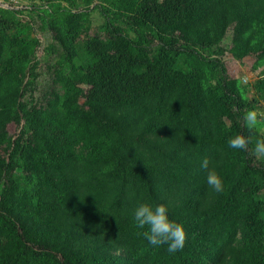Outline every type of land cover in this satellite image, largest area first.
Wrapping results in <instances>:
<instances>
[{
  "label": "trees",
  "instance_id": "1",
  "mask_svg": "<svg viewBox=\"0 0 264 264\" xmlns=\"http://www.w3.org/2000/svg\"><path fill=\"white\" fill-rule=\"evenodd\" d=\"M16 6L0 5V264H264V75L248 96L224 62L264 66V0ZM143 201L182 224V250L148 244Z\"/></svg>",
  "mask_w": 264,
  "mask_h": 264
},
{
  "label": "clouds",
  "instance_id": "2",
  "mask_svg": "<svg viewBox=\"0 0 264 264\" xmlns=\"http://www.w3.org/2000/svg\"><path fill=\"white\" fill-rule=\"evenodd\" d=\"M255 114L249 113L246 117L249 123L255 122ZM228 147L232 149H244L248 140L243 136H234L227 141ZM255 153L264 156V141H257ZM208 157L200 162L201 169L206 170V184L215 192L223 191V180L221 176L209 167ZM132 219L140 229H145L142 235L148 244L154 247L167 245V252L174 254L183 249L185 245V231L182 224L169 217L168 208L165 204H155L150 201L137 203L132 210Z\"/></svg>",
  "mask_w": 264,
  "mask_h": 264
},
{
  "label": "rangeland",
  "instance_id": "3",
  "mask_svg": "<svg viewBox=\"0 0 264 264\" xmlns=\"http://www.w3.org/2000/svg\"><path fill=\"white\" fill-rule=\"evenodd\" d=\"M4 1H5L4 3L6 4L12 3L13 6L19 5L20 7L22 6L25 7V5L27 6L32 3L41 2V0H4ZM19 6H16V7H19ZM23 13L27 16L29 15L28 10L26 8L23 9ZM32 14L31 15L34 16V19H36L37 16L35 15V11ZM90 15H91L93 25H98L102 22V17L97 9H93ZM36 34L39 36L41 40L42 47L45 46L50 39L49 34L45 31H40V30L37 31ZM47 57H48V53L44 51L43 48L41 49V47H39V51H37V58L41 62H44ZM254 61H255V57L252 55H247L241 60L233 59L232 57L228 55L224 58L225 65L230 75L239 77L242 80V83H245V85H247V95L248 96H252L254 94L251 84L258 77H262V75H264L261 73V70L264 66L260 65L257 69L252 68ZM254 113L257 114L258 119H264V100L260 101ZM8 130L12 134L18 131L15 124L13 123H10L8 125ZM261 130H262V133H264V125L261 126ZM259 157H261L262 159L264 158V156H259Z\"/></svg>",
  "mask_w": 264,
  "mask_h": 264
},
{
  "label": "water",
  "instance_id": "4",
  "mask_svg": "<svg viewBox=\"0 0 264 264\" xmlns=\"http://www.w3.org/2000/svg\"><path fill=\"white\" fill-rule=\"evenodd\" d=\"M0 5H2V6H8V4H6L4 2H0Z\"/></svg>",
  "mask_w": 264,
  "mask_h": 264
}]
</instances>
